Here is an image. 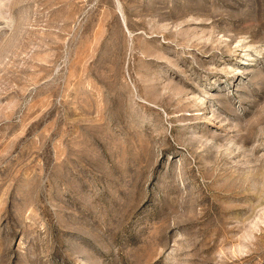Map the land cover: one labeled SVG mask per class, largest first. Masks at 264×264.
Instances as JSON below:
<instances>
[{"label": "rangeland", "instance_id": "rangeland-1", "mask_svg": "<svg viewBox=\"0 0 264 264\" xmlns=\"http://www.w3.org/2000/svg\"><path fill=\"white\" fill-rule=\"evenodd\" d=\"M0 264H264V0H0Z\"/></svg>", "mask_w": 264, "mask_h": 264}]
</instances>
